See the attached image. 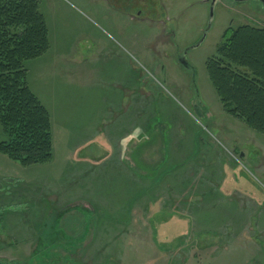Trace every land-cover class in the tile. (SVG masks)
<instances>
[{"label":"rangeland","instance_id":"1","mask_svg":"<svg viewBox=\"0 0 264 264\" xmlns=\"http://www.w3.org/2000/svg\"><path fill=\"white\" fill-rule=\"evenodd\" d=\"M40 2L50 47L26 68L53 160L0 154V261L264 264V135L206 70L264 3L216 0L210 20L212 0Z\"/></svg>","mask_w":264,"mask_h":264},{"label":"trees","instance_id":"2","mask_svg":"<svg viewBox=\"0 0 264 264\" xmlns=\"http://www.w3.org/2000/svg\"><path fill=\"white\" fill-rule=\"evenodd\" d=\"M49 47L40 0H0V154L24 166L53 160L51 114L30 89L26 68ZM206 70L225 111L264 135V29L225 30Z\"/></svg>","mask_w":264,"mask_h":264},{"label":"water","instance_id":"3","mask_svg":"<svg viewBox=\"0 0 264 264\" xmlns=\"http://www.w3.org/2000/svg\"><path fill=\"white\" fill-rule=\"evenodd\" d=\"M264 3V0H260ZM215 0H212V4H211V13H210V20H212L213 18V7L215 5ZM203 40V39H202ZM201 43V42H200ZM199 43V44H200ZM198 44V45H199ZM197 45V46H198ZM187 53H188V50L184 51L180 56L177 57L176 61L177 63L182 67L184 68L185 70H188L190 72H192L194 75H195V69L189 64V62L187 61Z\"/></svg>","mask_w":264,"mask_h":264},{"label":"flooded vegetation","instance_id":"4","mask_svg":"<svg viewBox=\"0 0 264 264\" xmlns=\"http://www.w3.org/2000/svg\"><path fill=\"white\" fill-rule=\"evenodd\" d=\"M216 2V0H215ZM212 4V3H211ZM150 7V6H149ZM139 14H142V11H138ZM0 264H15V263H11V262H5V261H0Z\"/></svg>","mask_w":264,"mask_h":264}]
</instances>
